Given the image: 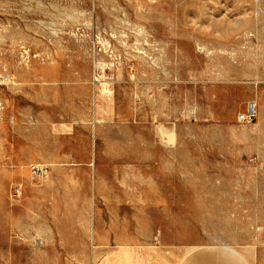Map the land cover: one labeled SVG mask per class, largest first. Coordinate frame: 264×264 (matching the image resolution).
Instances as JSON below:
<instances>
[{"label": "rangeland", "instance_id": "obj_1", "mask_svg": "<svg viewBox=\"0 0 264 264\" xmlns=\"http://www.w3.org/2000/svg\"><path fill=\"white\" fill-rule=\"evenodd\" d=\"M123 245L264 264V0H0V264Z\"/></svg>", "mask_w": 264, "mask_h": 264}, {"label": "crops", "instance_id": "obj_2", "mask_svg": "<svg viewBox=\"0 0 264 264\" xmlns=\"http://www.w3.org/2000/svg\"><path fill=\"white\" fill-rule=\"evenodd\" d=\"M98 264H193L192 258L184 256L178 262L149 246L123 245L109 249Z\"/></svg>", "mask_w": 264, "mask_h": 264}, {"label": "built area", "instance_id": "obj_3", "mask_svg": "<svg viewBox=\"0 0 264 264\" xmlns=\"http://www.w3.org/2000/svg\"><path fill=\"white\" fill-rule=\"evenodd\" d=\"M31 170L34 174L36 175H41L43 173L47 172V167L46 166H42L40 164H32L31 165ZM19 190V189H18Z\"/></svg>", "mask_w": 264, "mask_h": 264}, {"label": "bare ground", "instance_id": "obj_4", "mask_svg": "<svg viewBox=\"0 0 264 264\" xmlns=\"http://www.w3.org/2000/svg\"><path fill=\"white\" fill-rule=\"evenodd\" d=\"M102 85V84H101ZM104 85V84H103ZM104 87V86H103Z\"/></svg>", "mask_w": 264, "mask_h": 264}]
</instances>
